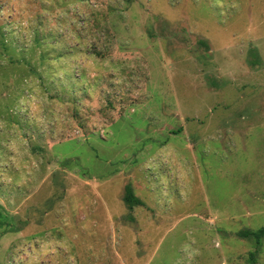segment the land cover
I'll return each instance as SVG.
<instances>
[{"label": "rangeland", "instance_id": "rangeland-1", "mask_svg": "<svg viewBox=\"0 0 264 264\" xmlns=\"http://www.w3.org/2000/svg\"><path fill=\"white\" fill-rule=\"evenodd\" d=\"M262 227L264 0H0V264H264Z\"/></svg>", "mask_w": 264, "mask_h": 264}, {"label": "trees", "instance_id": "trees-1", "mask_svg": "<svg viewBox=\"0 0 264 264\" xmlns=\"http://www.w3.org/2000/svg\"><path fill=\"white\" fill-rule=\"evenodd\" d=\"M123 202L129 210H132L135 207L141 206L143 204V202L134 195L131 185H127L125 188ZM238 235L245 239L255 240L257 246V250L255 252L258 253L262 245V240L264 239V227L255 231L244 230L239 232Z\"/></svg>", "mask_w": 264, "mask_h": 264}]
</instances>
